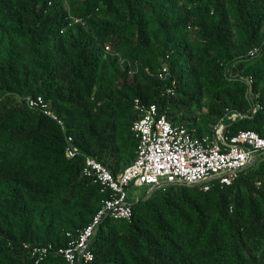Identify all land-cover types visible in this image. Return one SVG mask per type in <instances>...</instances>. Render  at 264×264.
I'll list each match as a JSON object with an SVG mask.
<instances>
[{
  "label": "trees",
  "instance_id": "trees-1",
  "mask_svg": "<svg viewBox=\"0 0 264 264\" xmlns=\"http://www.w3.org/2000/svg\"><path fill=\"white\" fill-rule=\"evenodd\" d=\"M67 1L0 0V264H67L32 252L68 245L106 198L28 95L115 173L136 157V98L200 134L227 109L249 113L232 130L264 135V0ZM229 64L253 78V103ZM91 247L93 264H264V157L231 185L155 189L131 220L104 218Z\"/></svg>",
  "mask_w": 264,
  "mask_h": 264
},
{
  "label": "built area",
  "instance_id": "built-area-1",
  "mask_svg": "<svg viewBox=\"0 0 264 264\" xmlns=\"http://www.w3.org/2000/svg\"><path fill=\"white\" fill-rule=\"evenodd\" d=\"M105 49L109 51L110 46L106 45ZM256 50L249 51L250 55H254ZM158 75L163 80L168 79L171 76L169 66L165 65ZM245 80L252 85V77ZM167 93L172 94L173 88H168ZM25 100L30 107L59 124L66 133V156L74 158L82 155L83 174L93 179L101 192L106 194L89 224L76 236L68 232L71 237L68 245L50 243L34 248L32 255H38L36 263L52 251L61 255L67 264H93L95 254L91 245L102 220L106 217L131 220L134 203L130 197L132 187L148 185L150 190H155L170 184H184L208 190L212 182L231 185L242 172L264 157V135L255 130L233 131L231 128L238 120L250 117L249 113L227 109L210 133L200 134L195 126L173 123L166 113L160 112L156 103H145L136 98L134 106L138 118L131 127L137 141L136 157L115 173L96 157L82 153L74 136L67 132L66 120L42 95H28ZM259 107L257 104L254 111Z\"/></svg>",
  "mask_w": 264,
  "mask_h": 264
},
{
  "label": "rangeland",
  "instance_id": "rangeland-1",
  "mask_svg": "<svg viewBox=\"0 0 264 264\" xmlns=\"http://www.w3.org/2000/svg\"><path fill=\"white\" fill-rule=\"evenodd\" d=\"M63 1L66 2V4L68 3L67 0H63ZM227 75L230 78H240L242 80H245L247 78V77L243 76L241 74V72H239L238 70L234 69L232 64H229L228 65ZM256 96L257 95H256V92L253 89V86L252 85L251 86L249 85V88H248V99L250 100L251 103L254 102ZM208 102L209 101L206 98L205 101H204V103H203V106H202V111L203 112H205L207 110ZM200 121H202V119ZM150 191L153 192L154 190H150V187L148 185H144V186H141V187H138V188L137 187L136 188L135 187H132L130 189V197H131V200H133V201L139 200V199L147 196Z\"/></svg>",
  "mask_w": 264,
  "mask_h": 264
}]
</instances>
